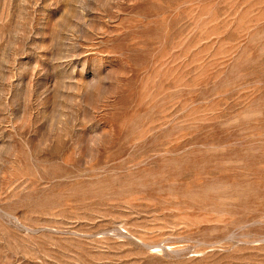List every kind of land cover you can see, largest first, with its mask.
I'll use <instances>...</instances> for the list:
<instances>
[{
    "label": "rangeland",
    "instance_id": "374dc122",
    "mask_svg": "<svg viewBox=\"0 0 264 264\" xmlns=\"http://www.w3.org/2000/svg\"><path fill=\"white\" fill-rule=\"evenodd\" d=\"M0 264H264V0H0Z\"/></svg>",
    "mask_w": 264,
    "mask_h": 264
}]
</instances>
